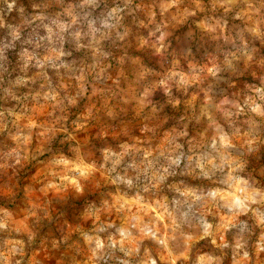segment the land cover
Wrapping results in <instances>:
<instances>
[{
	"label": "clouds",
	"instance_id": "obj_1",
	"mask_svg": "<svg viewBox=\"0 0 264 264\" xmlns=\"http://www.w3.org/2000/svg\"><path fill=\"white\" fill-rule=\"evenodd\" d=\"M0 264H264V0H0Z\"/></svg>",
	"mask_w": 264,
	"mask_h": 264
}]
</instances>
